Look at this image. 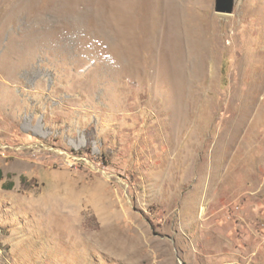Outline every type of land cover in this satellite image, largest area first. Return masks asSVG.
<instances>
[{
	"label": "rangeland",
	"instance_id": "obj_1",
	"mask_svg": "<svg viewBox=\"0 0 264 264\" xmlns=\"http://www.w3.org/2000/svg\"><path fill=\"white\" fill-rule=\"evenodd\" d=\"M0 167V264H264V0H0Z\"/></svg>",
	"mask_w": 264,
	"mask_h": 264
},
{
	"label": "water",
	"instance_id": "obj_2",
	"mask_svg": "<svg viewBox=\"0 0 264 264\" xmlns=\"http://www.w3.org/2000/svg\"><path fill=\"white\" fill-rule=\"evenodd\" d=\"M235 5V0H215V10L220 13H231Z\"/></svg>",
	"mask_w": 264,
	"mask_h": 264
},
{
	"label": "trees",
	"instance_id": "obj_3",
	"mask_svg": "<svg viewBox=\"0 0 264 264\" xmlns=\"http://www.w3.org/2000/svg\"><path fill=\"white\" fill-rule=\"evenodd\" d=\"M225 69H226V62H224L223 63V72L225 71ZM4 172H3V170H2V168L0 167V182L4 179Z\"/></svg>",
	"mask_w": 264,
	"mask_h": 264
}]
</instances>
